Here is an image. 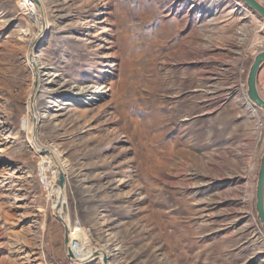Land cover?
Wrapping results in <instances>:
<instances>
[{
	"label": "rangeland",
	"instance_id": "obj_1",
	"mask_svg": "<svg viewBox=\"0 0 264 264\" xmlns=\"http://www.w3.org/2000/svg\"><path fill=\"white\" fill-rule=\"evenodd\" d=\"M21 2L0 0V264H68L40 149L61 160L71 233L109 263L264 264L261 17L241 0Z\"/></svg>",
	"mask_w": 264,
	"mask_h": 264
},
{
	"label": "water",
	"instance_id": "obj_2",
	"mask_svg": "<svg viewBox=\"0 0 264 264\" xmlns=\"http://www.w3.org/2000/svg\"><path fill=\"white\" fill-rule=\"evenodd\" d=\"M36 6H37V0H32ZM245 5H247L252 11L257 13L261 19L264 21V6L259 3L257 0H241ZM264 66V50L261 51L254 59L247 78V97L249 102L256 108L264 111V97L261 95L258 87L259 82V76L262 71V68ZM30 102H33V98ZM32 117L35 118V116L32 114ZM37 124L36 118H35V125ZM34 131L35 128L33 127ZM34 142H35V132H34ZM36 143V142H35ZM37 146V144H35ZM38 147V146H37ZM41 152L46 154V151L44 152L42 149H40ZM58 168V181H57V187L62 191L63 194L66 195V178L65 173L62 171L60 165H57ZM62 215L65 218V211H66V204L63 205L62 208ZM255 210L257 213V217L262 225V228L264 229V154L261 159L259 174H258V180H257V186H256V206ZM55 212V211H54ZM56 217L59 220V222L62 224L64 231H65V255L68 262H72L75 264H87L89 262L94 261L95 258H97V255H92L89 258L83 259L79 255H75L71 248V239H70V230L69 227L65 224L64 220L60 218L59 214L56 213ZM66 219V218H65ZM103 264H107L108 257H104L102 259Z\"/></svg>",
	"mask_w": 264,
	"mask_h": 264
},
{
	"label": "bare ground",
	"instance_id": "obj_3",
	"mask_svg": "<svg viewBox=\"0 0 264 264\" xmlns=\"http://www.w3.org/2000/svg\"><path fill=\"white\" fill-rule=\"evenodd\" d=\"M42 9H43V6H41L40 4H39V6L38 5L34 6V9L32 10L33 15L37 14V15L41 16V13H42L41 10ZM37 23H38V21H37ZM32 44H34V41L32 42ZM32 62L35 63L34 60H32ZM33 67H34V70H35L36 74L39 76L40 75V69H38V67L35 66V65H33ZM38 76H36V77H38ZM37 80H38V82H40L39 77H38V79H36V83H37ZM38 88H39V84L35 88V90H34L35 93L30 99V101H31L32 98H33V102H29V116L31 117L32 114H33L35 116L37 122L39 121V118L36 117V115H35V111H36L35 110L36 109L35 108L36 107L35 98H36V91L38 90ZM46 153H48V155L50 157L49 161H51V159H52L53 161L56 162L55 164L60 165V161L61 160L56 154L51 153L49 151H46ZM64 201H65V194H63L62 191L57 186H55V200H54V208H55V210L54 211L59 214L60 218H62L64 220L65 224L69 227L66 219L62 215V210H63L62 208H63V205H64ZM69 230H70L71 248H72L73 252L75 253V255H79L83 259L89 258L92 255H97V258H95V259H101V260L104 257H108L107 256V251L104 250V249H97V250L94 249L92 251L88 250L87 243L85 242V239L84 238H81V239L80 238L79 239L75 238V236H73V234L71 233L70 227H69ZM73 239L74 240L76 239V240L74 241ZM107 264H111V263H107Z\"/></svg>",
	"mask_w": 264,
	"mask_h": 264
},
{
	"label": "built area",
	"instance_id": "obj_4",
	"mask_svg": "<svg viewBox=\"0 0 264 264\" xmlns=\"http://www.w3.org/2000/svg\"><path fill=\"white\" fill-rule=\"evenodd\" d=\"M35 6V3L32 1V0H22L21 4H20V12L23 13V14H28L29 11L31 9H33ZM42 181L47 184V180L46 178L43 177ZM68 264H75V263H72V262H68Z\"/></svg>",
	"mask_w": 264,
	"mask_h": 264
}]
</instances>
